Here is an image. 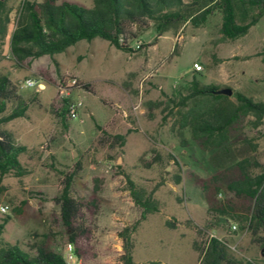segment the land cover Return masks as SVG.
Segmentation results:
<instances>
[{
	"label": "rangeland",
	"instance_id": "rangeland-1",
	"mask_svg": "<svg viewBox=\"0 0 264 264\" xmlns=\"http://www.w3.org/2000/svg\"><path fill=\"white\" fill-rule=\"evenodd\" d=\"M59 1L92 6L91 0ZM7 2L12 9L11 32L22 0ZM220 24V15L200 28L180 24L154 45L156 33L149 28L130 43V52L95 38L53 57L22 63L11 54L9 35L0 42V72L21 99L32 101L27 118L1 126L26 147L19 161L29 171L20 178H0V205L9 206L8 213H0V223L8 218L2 239L28 252L44 245L64 259L68 231L59 221L55 198L62 191L64 175L79 162L74 195L88 197L96 192L100 200L93 220L94 258L86 264H122L118 233L140 214L125 176L146 191L154 190L159 204V211L148 215L132 234L133 264H200L201 250L211 236L225 247L223 264H264V233L252 236L247 221L243 228L236 221L248 216L250 202L227 188L240 178L241 168L253 174L264 169V121L255 128L248 117L235 127L224 147L204 150L189 129L175 126L176 109L167 104L193 78L215 85L224 66L233 76L228 86H218L264 101V65L258 56L264 51V15L234 41L220 39ZM217 56L225 57L223 66H210ZM194 62L204 70L195 74ZM73 77L89 89L74 88L66 96L59 86ZM27 79L40 87H26ZM63 99L82 102L77 119L63 123L52 112L51 106L59 108ZM230 99L235 101L233 95ZM137 104L139 108L133 110ZM11 110L9 105L3 115ZM115 135L125 136L122 147Z\"/></svg>",
	"mask_w": 264,
	"mask_h": 264
},
{
	"label": "trees",
	"instance_id": "trees-1",
	"mask_svg": "<svg viewBox=\"0 0 264 264\" xmlns=\"http://www.w3.org/2000/svg\"><path fill=\"white\" fill-rule=\"evenodd\" d=\"M92 6L59 1L44 0L37 3L22 0L17 9V19L10 32L11 12L7 0H0V42L9 35L10 51L17 63L43 56L53 57L67 51L78 42H91L100 38L123 52H130V43L147 29L153 28L158 38L174 30L180 24L200 28L209 18L220 15L219 35L221 40L234 41L245 36L251 27L264 15V0H91ZM177 44L174 46L173 55ZM264 65V51L258 55ZM196 72V71H195ZM82 88L89 89V85ZM217 85H204L193 78L178 96H171L167 104L176 109L178 129H189L191 137L204 150L219 149L229 141L231 132L246 118H252V125L258 128L264 121V101L255 102L245 95L233 92L235 101L224 95H216ZM32 102V101H31ZM31 102L21 99L10 79L0 72V178L13 175L26 176L29 171L19 161L26 147L7 130L1 129L15 119L27 118ZM69 99H63L52 112L63 123L69 121L67 106ZM12 110L6 114L7 107ZM119 146L125 144L124 135L113 137ZM240 163L239 166H241ZM81 171L76 162L70 172L64 175L62 191L55 198L59 206V221L68 231L67 241L82 264L94 258L93 232L94 216L100 207L96 192L88 197L74 195L72 183ZM127 190L138 208V219L118 235L122 242V264H133L132 234L148 215L159 211L158 201L153 198L154 190L146 191L125 176ZM236 197L250 202L247 217H237L242 227L248 222L252 236L264 233V169L253 174L241 168L238 180L228 185ZM0 223V264H66L58 253L44 245H36L33 252L23 250L17 244L5 242L1 235L7 223ZM168 226L170 223H167ZM219 226V224L217 225ZM264 250V249H263ZM200 264H223L226 252L223 243L211 237L201 250Z\"/></svg>",
	"mask_w": 264,
	"mask_h": 264
},
{
	"label": "built area",
	"instance_id": "built-area-1",
	"mask_svg": "<svg viewBox=\"0 0 264 264\" xmlns=\"http://www.w3.org/2000/svg\"><path fill=\"white\" fill-rule=\"evenodd\" d=\"M193 69H194V71L199 72V71L203 70V67L198 63H194ZM24 83H25L26 87H30V88L31 87H40V85H38L36 83V81L32 80V79H27V80H25ZM82 86L83 85L78 81V79L73 77V78L66 79V81L63 80L62 85H60L59 88H60V91L62 93H64V95L69 96L70 91L72 89H74V88L82 89ZM82 106H83V104L79 99H74L71 102H69V104L67 106V111H68V117L70 120L77 119L79 117V112H80ZM138 108H139V104L135 105L133 107V110H137ZM8 211H9L8 205H5V204L0 205V213L6 214V213H8ZM229 227H230L231 231H235L237 229L235 224H231ZM211 237H213V236H211ZM64 261L66 264H77V258L73 252V248L71 245H68Z\"/></svg>",
	"mask_w": 264,
	"mask_h": 264
},
{
	"label": "crops",
	"instance_id": "crops-1",
	"mask_svg": "<svg viewBox=\"0 0 264 264\" xmlns=\"http://www.w3.org/2000/svg\"><path fill=\"white\" fill-rule=\"evenodd\" d=\"M209 20V19H208ZM255 26V25H254ZM221 37V36H220ZM158 41V40H157ZM156 44V43H155ZM223 59H225V57L223 56H217L216 58H214V62H213V60L211 59V61H210V66H214V67H222L223 66V64L225 63V61L223 60ZM223 60V61H222ZM194 63H198V62H194ZM193 63V64H194ZM199 64V63H198ZM201 65V64H200ZM202 66V65H201ZM203 67V66H202ZM211 68V67H210ZM224 69H222V70H220V71H218L219 72V74H220V79L217 81V83L215 84V85H227L228 86V82H229V79L230 78H232V76H233V73L232 72H230L229 71V69H226L225 68V66L223 67ZM203 70H204V68H203ZM202 70V71H203ZM202 71H199V72H195L194 71V73L195 74H198V73H200V72H202ZM190 82V81H189ZM188 83V82H187Z\"/></svg>",
	"mask_w": 264,
	"mask_h": 264
},
{
	"label": "water",
	"instance_id": "water-1",
	"mask_svg": "<svg viewBox=\"0 0 264 264\" xmlns=\"http://www.w3.org/2000/svg\"><path fill=\"white\" fill-rule=\"evenodd\" d=\"M214 94L231 97L233 95V90L231 88H228V87H223V88H220V89L214 91Z\"/></svg>",
	"mask_w": 264,
	"mask_h": 264
}]
</instances>
